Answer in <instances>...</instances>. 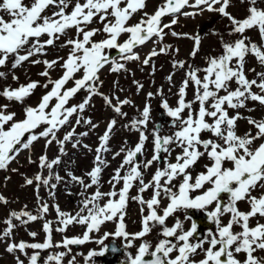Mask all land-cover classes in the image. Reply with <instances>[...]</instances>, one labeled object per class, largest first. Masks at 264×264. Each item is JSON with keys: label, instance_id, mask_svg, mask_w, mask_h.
Returning <instances> with one entry per match:
<instances>
[{"label": "snow or ice", "instance_id": "1", "mask_svg": "<svg viewBox=\"0 0 264 264\" xmlns=\"http://www.w3.org/2000/svg\"><path fill=\"white\" fill-rule=\"evenodd\" d=\"M69 2L70 0H59L58 3L57 0H33L28 6L24 0H0V12L8 16V19H5L4 15H0V67L5 66L10 57H14L12 63L14 69L33 56L44 54L45 47L53 45L54 40L59 39V35L65 34L68 28L75 27L78 35L82 34V39H69L66 42V45L71 46V51L61 65L63 75L56 80L49 79L44 87L48 88L51 84V90L41 98L37 106L25 108L24 119L16 120V113L9 112L8 105H0V169H6L21 151L30 149L33 143L41 138L46 140V147L53 141L59 145L61 155L51 160L46 153L39 157V165L41 169L48 170V175L43 176L38 173L34 178L26 179L25 183L28 185L33 184L35 180L37 188L40 184L49 186L51 189L56 188V183L51 182L55 180L59 183L64 178L58 172L54 173L53 169L61 164V156L66 155L65 144L73 142V148H77L81 146V141L77 137L88 135L87 132L77 133L75 127H72L64 134L63 139L57 138V133L64 126L72 123V117L75 116L76 126L85 124L93 129L98 127L90 117L83 116L94 95H101L105 104L118 116H127L122 108L131 101L100 93L97 83L98 73L106 64H111V70L118 72L125 68L127 61L140 59L139 53L135 51L137 47L153 40L162 43L167 34L164 30L171 29V26L177 23L175 18L170 23H163L164 17L169 15L194 17L204 11H215L229 19V34H239V38L234 42H223L222 54L209 57L207 67L200 69L189 66L187 78L179 89L176 107H170L167 100L162 102L161 108L165 116L170 118L169 122L173 127H176L178 122V130L172 135L162 136L160 127L153 129L154 149L151 159L143 162L138 159L143 154L147 140L143 128L150 120V105L146 104L140 117L133 118L130 125H126L139 131V142L133 148H121L114 154L113 158L124 153V159L115 169L109 182L112 185V191L105 193L100 191L99 187L100 175L107 166V160L103 154L110 151L108 142L117 124L115 118L108 121L107 128L99 138L100 143L95 150L94 167L87 173L90 182L85 183L84 177L76 176L72 172L67 173L70 180L79 184L85 191L93 185L96 186V191L84 197L80 210L75 216L62 212L58 205L55 206L59 222L63 225L57 229L58 231L63 232L73 222L86 225L87 231L82 238H65L55 246L68 248L69 245L83 244L89 241L91 232L98 231L104 222L117 217L120 223L114 235L128 238L130 234L125 230L123 220L128 192L133 182L138 181L140 194L152 188L153 195L148 200H144L142 195L133 198L141 205H146L149 211L143 217L142 231L132 234V239L142 238L149 233L150 222L153 226L156 224L162 226L161 235L165 239H160L155 250L151 252L147 242L141 244L138 254L134 258H129L130 264H264V259L254 255L257 249L264 250V224L257 223L255 227L249 226L250 217H255L257 214L264 217V194L259 197L251 194L258 186L264 187V143L254 146L256 140L264 139V120L247 118L248 122L257 129L255 135L251 132L238 135L237 121L242 117L239 112L234 116H230L228 112V109L244 108L247 100L264 105V72L257 74L259 81L250 80L245 75V57L248 54L254 55L264 66V47L251 42V39L244 35L246 30L256 28L264 39V8L256 6L257 0H248L250 5L248 15L243 19H237L227 11L230 0H164L153 14L145 12L138 23L129 25L127 22L132 15L145 8V0H84L83 3L76 0L71 13L66 14L65 9ZM49 6H55L59 10L53 12L52 16L42 15ZM185 8H192L195 11H184ZM97 16L104 23L103 32L107 34V38L100 41L92 40L99 29L85 31L81 27L82 24L92 23L93 18ZM125 33L128 34V39L119 43L120 36ZM44 34H47L49 38L42 42L40 38ZM171 34L178 35L175 32ZM183 35L194 39L191 55L195 56L199 51L200 36ZM170 47V45H163L159 49L154 47L143 63L149 64L152 57L167 53ZM112 49L118 51V59H113L106 54L105 50ZM42 62L46 70L40 75L47 77L49 75L47 69L53 68L59 61L44 60ZM32 63H41V61L33 60ZM184 64V61L173 62L174 67L182 68ZM201 71L204 73L203 77L198 75ZM79 72L83 75L75 79V75ZM5 75L6 73L0 72V77ZM171 78V76L168 77L169 80ZM13 79L18 77L13 76ZM70 80L74 81V86L66 88L65 85ZM233 81L237 85L235 89L230 87ZM190 82L195 86V96L193 101H186V89ZM37 86L38 81H32L15 89L5 88L0 95L10 101L23 102ZM253 87L260 91L253 92ZM139 88H142V85L138 84ZM81 90L88 92L84 100L79 104L68 106L69 100ZM221 92L225 94L220 95ZM148 95L151 97L152 93ZM53 99L56 101L55 104H50ZM113 99L116 100L115 104L112 103ZM194 103L199 104L196 112L192 111ZM185 109L189 110L186 118L182 116ZM206 117L211 118L212 122L209 123ZM41 127L43 130L37 131ZM203 132L211 133L215 139H201ZM173 144L181 149L175 157V162L168 159L172 152L170 146ZM83 147L88 148V145ZM201 148L203 151L200 150ZM205 154L212 163L205 165L206 171L193 178L188 170ZM154 162L163 163L164 166L157 168L151 180L145 182L141 169L151 167ZM227 164H231V167L226 166ZM122 170L123 175H121ZM177 177L183 179L178 185V191H173L172 182ZM121 182L123 187L117 191L115 185ZM193 193L198 194L193 195ZM50 195L54 193L50 192ZM162 195L168 198L169 203L163 208L162 214H158L157 208L160 206ZM224 195L229 198L227 203L223 199ZM105 198H107L106 202L101 204L100 201ZM241 200H248L250 211L242 212L238 209L237 202ZM0 202L8 201L0 195ZM210 206L214 207L208 212V216L215 223L216 230L209 232L207 238L199 239L195 243L190 242L195 239L198 230L195 221L192 222L189 230L183 229L179 219L173 226H166V219L177 212L186 215L190 209L204 210ZM48 211V204L42 203L38 206L36 214L28 211L27 206L20 211L10 212L4 221L6 227L0 231V240L13 235L17 226L13 223L14 220L27 224L43 218ZM224 214H230L231 217L227 224H223L220 219ZM50 224L51 222L44 224L47 237L43 243L11 242L7 244L6 250L9 253L20 252L26 256L27 249L38 250L28 257V264H38V261L42 259L39 250L53 247ZM234 225H239L242 231L234 232ZM30 235L35 237L36 233L32 232ZM108 235L106 233L105 237ZM168 238H173L179 243H174L173 239ZM131 243L132 240L129 239L128 245L131 246ZM204 244L208 247L204 248ZM198 250L203 251L204 256L203 259L195 261L191 257L195 256ZM106 251V247L99 252L90 251L88 257L103 256ZM174 251L178 254L170 258V254ZM241 252L246 253V259L243 262L237 259V254ZM65 255L67 252L51 254L44 259V264H61ZM16 264H24V260L17 256ZM69 264H75V260L73 259Z\"/></svg>", "mask_w": 264, "mask_h": 264}, {"label": "rangeland", "instance_id": "2", "mask_svg": "<svg viewBox=\"0 0 264 264\" xmlns=\"http://www.w3.org/2000/svg\"><path fill=\"white\" fill-rule=\"evenodd\" d=\"M33 0H24V3L28 6L31 5ZM59 0H57V3ZM81 3L84 0H80ZM164 0H145V8L138 10L132 15L130 20L127 22L129 25H134L138 23L144 16V13L153 14L158 6L162 5ZM76 0H70L68 7L65 9L66 14H70ZM257 7L264 8V0H257ZM219 7V5H217ZM250 7L248 0H230V5L227 11L237 19H243L248 15V8ZM59 9L55 6H49L45 12L42 14L44 16H52V13L58 11ZM192 11H195L192 9ZM191 11V12H192ZM0 15H4L5 19H8L6 13L0 12ZM175 18L177 23L171 26V29H165L167 33L164 37L162 43L153 40V46L151 50L155 47L163 45H170V49L165 54H159L152 57L151 62L147 65L143 63V60L150 53H144L142 58L139 60L127 61L125 63V68L113 72L110 65L106 64L98 73L99 80V92L108 96H118L121 100L128 99L131 103L124 105L122 111L127 113L126 117L118 116L113 112L112 108L105 104V101L101 95H94L89 102L86 110L83 112L85 118L90 117L92 122L98 127L95 129L91 128L89 125L81 124L79 126L75 125V116L72 117V123L70 125L64 126L58 133L57 138L63 139L66 132L70 131L72 127H75L77 133L87 132L88 135L85 137H77L81 141V146L73 148L72 143L68 142L65 144L66 155L61 156V164L54 167L53 172H58L60 176L64 179L57 183L53 180L51 183H56V188L51 189L49 186L40 184L37 188V183L28 185L25 183L26 179L34 178L38 173L43 176L48 175V170L46 168L41 169L39 165V157L41 155L47 154L49 160L54 159L56 156L61 155L59 152V145L53 141L50 145L46 147V140L44 138L39 139L34 142L30 149L23 150L9 163L6 169H0V195H3L7 199V203L0 202V231L6 227L4 221L8 218L9 213L12 211H20L25 206L27 210L36 214L38 206L42 203H47L49 206V211L41 219L31 221L27 224H21L19 221L14 220L13 223L16 224L13 235L10 238L0 240V264H16V257L19 256L24 260V264H28V257L32 255L33 249H27L28 255H24L20 252L9 253L6 250L7 244L11 242L19 243L20 241H25L27 243H43L47 237V233L44 230L45 222H51L50 227L52 229V244L45 250H39L42 259L38 261V264H44V259H46L51 254H56L59 252H67L64 256L61 264H69L73 259L75 264H102V259L100 256L95 258H89L88 253L90 251L99 252L102 248L106 247L109 241L112 239L118 240V242L123 246L124 252L117 256L119 259H125L129 261V258H134L138 254V249L141 244L147 242L149 244V252L154 251L156 245L160 239H165L161 235L162 226L156 224L152 225L150 222L151 231L147 233L142 238L132 239V234L142 231L143 229V217L148 214V209L146 205H141L138 201L134 200V197L142 195L144 200H148L153 195V189L149 188L142 194L139 193V182H133V186L128 192V200L125 209V215L123 223L125 225V230L130 234L128 238L116 237L114 235L120 220L119 218H114L111 221L104 222L98 231H93L90 233L89 241H86L79 246L69 245L68 248L56 247L55 245L61 243L65 238H82L85 231H87L86 225L78 224L73 222L68 225L66 229L61 232L58 228L63 227L59 222V217L56 212L55 206L58 205L60 210L71 215H76L80 210L81 202L85 196H89L96 191V186L93 185L86 191L81 188V186L70 180L67 173L72 172L76 176L84 177L85 183L90 182V178L87 173L91 171L94 167V160L96 156V148L100 143L99 138L104 134L107 123L112 118L117 120L116 126L113 128L110 140L108 142V147L110 151L104 153V158L107 160V166L104 167L99 180L100 191L109 192L112 191V185L109 183L114 175L115 169H117L122 160L124 159V153L120 156L113 158L114 154L120 151L121 148H133L139 142V131L133 130L131 127H126L130 125L133 118H139L140 114L146 104L151 105L153 108H158L162 110L161 104L163 101L167 100L170 107H176L179 99V89L183 81L187 78L186 73L190 70L189 66L192 68L203 69L207 67V60L209 57H216L222 54L223 42H234L239 38V34H229L230 31V21L227 17L222 16L220 13L215 11H204L202 14L192 16L178 15L173 17L171 15L163 18V23H170L171 20ZM87 30L99 29L95 36L92 37L94 41H100L107 38V34L103 32L104 23H102L99 17H94L92 23L87 25H81ZM204 29L199 34L200 29ZM175 32L178 35H172ZM183 34H189L190 37L200 36V47L199 51L195 56L191 53L194 48V39L184 36ZM245 36L251 39V42L256 43L264 47V39L261 38L258 29L253 28L251 30H246ZM49 37L47 34L41 36L40 40L43 42ZM82 39V34L77 33L75 27L66 29L65 34L59 35V39L54 40V44L51 46H46L44 49V54H38L31 57L28 61L23 62L20 66L12 68V63L14 57H10L5 66L0 67V72L6 73L4 77H0V93L3 92L5 88L15 89L20 85H27L32 81H38V86L32 91V93L26 97L23 102H18L15 100H8L3 95H0V105H8L9 112L16 113V120H22L25 117V108L28 106L35 107L39 104L41 98L51 90L52 85L49 84L48 88L44 85L48 83L49 79L56 80L63 75V68L61 65L63 61L67 59L68 54L71 51V46L66 45L69 39ZM223 38V39H221ZM128 39V34H122L118 40L119 43H123L124 40ZM178 50V51H177ZM106 54L112 55L111 53H118L117 50H105ZM110 53V54H109ZM23 54V53H22ZM112 57V56H111ZM63 58V59H60ZM113 59H118L112 57ZM33 60H39L41 63H32ZM44 60L52 61L58 60L59 62L51 69H47L49 75L47 77L40 75V73L46 70L45 64L42 62ZM174 61H184V67L173 66ZM254 70V71H253ZM264 72V66H262L254 55L248 54L245 57V75H248V79H256L257 74ZM82 72L75 75V79L81 78ZM200 77H203L204 73L201 71L198 73ZM13 76L18 77V79H13ZM171 76V80L168 77ZM139 85L142 88L138 89ZM74 86V81L70 80L66 88ZM232 89L237 87L236 83L233 81L230 85ZM253 92H259L260 90L253 87ZM149 93L152 96L149 97ZM221 92L220 95H224ZM88 95L86 90L79 91L73 98L68 102V106L81 103L84 98ZM195 96V86L190 82L186 89V101H193ZM55 100L50 102V104H55ZM113 104L116 100L113 99ZM199 104L194 103L192 106V111H198ZM188 109H185L182 113L183 117H187ZM229 115L234 116L239 112L241 119L238 120L236 131L238 135H244L247 132H251L255 135L257 129L253 127L248 119L251 117L254 120H264V105H261L257 101L247 100L246 106L239 109H228ZM150 114V120L143 131L147 136L145 141L143 154L139 156L140 161H146L151 159L153 155V129L154 121L156 115ZM209 123H211V118H207ZM152 126L148 128L149 124ZM167 131L161 132V135H172L178 130V122L176 127L166 126ZM43 127L37 131H42ZM215 139L209 132H204V139ZM83 145H88V148L83 147ZM172 148L171 156L168 159L171 162H175V157L181 152V149L175 144L170 146ZM202 151V149H200ZM200 159L198 161L200 162ZM32 162H29V161ZM212 161L208 156L204 155V170H206L205 165H210ZM163 163H153L151 167L144 169L143 172L145 182L151 180L153 174L157 168H162ZM15 170V171H13ZM190 173L191 170H188ZM194 171V170H192ZM195 172V171H194ZM124 174L122 170L121 175ZM192 175V174H191ZM193 177V176H192ZM182 177H177L172 182L173 191H178V185L182 182ZM116 190L119 191L123 187V182L115 185ZM207 187V185H206ZM50 192L54 195H50ZM83 193V195H82ZM198 193H193V195ZM253 196L259 197L264 194V187L258 186L255 192L251 193ZM105 200L100 201L101 204L106 202ZM118 199V197H116ZM169 200L166 196H161L160 206L157 208L158 214H162V210L167 206ZM212 207V206H210ZM237 207L242 212H248L251 210L250 203L248 200H241ZM143 209V210H142ZM224 220L221 221L223 224H227L230 219V214H224ZM179 219L182 223L184 230H189L191 228V218L188 214L177 212L173 216L166 219V226L171 227L175 224L176 220ZM257 223L264 224V217L258 214L255 217H250L249 226L255 227ZM216 230V226L208 230L205 238L208 237L209 232ZM179 231V230H178ZM234 232L242 231L240 226H233ZM35 232L36 236L32 237L30 233ZM109 234L105 237V234ZM129 239L132 240L131 246L128 245ZM103 241V243H100ZM197 240L192 239L190 242L195 243ZM174 243H179L173 239ZM208 245L204 244V248ZM177 252L170 254V258H174ZM254 255L264 259V250L257 249ZM203 251L191 257L195 261L203 259ZM116 258V257H114ZM237 259L243 262L246 259V253L241 252L237 254Z\"/></svg>", "mask_w": 264, "mask_h": 264}, {"label": "water", "instance_id": "3", "mask_svg": "<svg viewBox=\"0 0 264 264\" xmlns=\"http://www.w3.org/2000/svg\"><path fill=\"white\" fill-rule=\"evenodd\" d=\"M195 222L197 224V229H198L196 234L198 235V237H201L202 236L201 235V229H202V227L200 226L201 224H199L197 217H196V221ZM114 248L115 247H114L113 243H111V245L108 246L107 251L104 254V257L110 258L112 256L111 252L113 251ZM115 251L117 252V250H115ZM146 258L150 259L151 257H146ZM115 263L124 264L126 262L123 261V262H115ZM126 264H130V262H127Z\"/></svg>", "mask_w": 264, "mask_h": 264}, {"label": "flooded vegetation", "instance_id": "4", "mask_svg": "<svg viewBox=\"0 0 264 264\" xmlns=\"http://www.w3.org/2000/svg\"><path fill=\"white\" fill-rule=\"evenodd\" d=\"M199 167L204 172V158H203V161L201 162V164L199 165ZM228 167H231V166H228ZM224 197L228 199V196L227 195H224ZM200 211H204V210H200Z\"/></svg>", "mask_w": 264, "mask_h": 264}, {"label": "bare ground", "instance_id": "5", "mask_svg": "<svg viewBox=\"0 0 264 264\" xmlns=\"http://www.w3.org/2000/svg\"><path fill=\"white\" fill-rule=\"evenodd\" d=\"M149 47H150V46L148 45V46H147V51H148V48H149Z\"/></svg>", "mask_w": 264, "mask_h": 264}]
</instances>
